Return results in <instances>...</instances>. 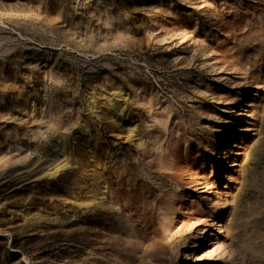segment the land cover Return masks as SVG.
I'll list each match as a JSON object with an SVG mask.
<instances>
[{"label": "rangeland", "instance_id": "rangeland-1", "mask_svg": "<svg viewBox=\"0 0 264 264\" xmlns=\"http://www.w3.org/2000/svg\"><path fill=\"white\" fill-rule=\"evenodd\" d=\"M0 264H264V0H0Z\"/></svg>", "mask_w": 264, "mask_h": 264}]
</instances>
